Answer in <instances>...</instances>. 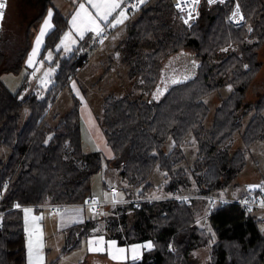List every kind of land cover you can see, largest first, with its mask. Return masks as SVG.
Wrapping results in <instances>:
<instances>
[{
	"label": "trees",
	"instance_id": "trees-1",
	"mask_svg": "<svg viewBox=\"0 0 264 264\" xmlns=\"http://www.w3.org/2000/svg\"><path fill=\"white\" fill-rule=\"evenodd\" d=\"M171 1L144 0L120 42L126 76L130 83L138 82L140 91L129 88L120 97L110 94L103 100L100 125L113 152L107 163L118 169L128 197L137 186H143L137 195H147L155 167L164 172L165 192L181 193L179 187L187 182L183 145L190 136L198 143L190 170L198 194H214L228 185L245 165V150L264 142V93L254 86L262 65L258 50L264 43V0H236L245 15L238 26L227 20L235 0L213 5L203 0L190 28L178 20ZM21 2L17 19L8 20L5 10L0 22V76L22 68L32 36L52 6V0ZM52 23L42 53L56 46L68 17L54 11ZM224 47L233 49L220 52ZM84 59L80 47L65 57L57 55V70L42 99H20L0 79V147L10 151L0 167V188L9 182L1 201L6 212L0 219V264H27L23 210L12 209L15 205L40 210L35 206L75 204L92 196L90 180L102 159L96 151L81 149L77 105L48 119L50 106ZM227 87L210 114L204 98ZM250 89L256 90L252 101ZM23 109L29 114L20 124ZM236 133L244 149L231 151L227 142ZM168 139L172 146L165 151ZM195 200L164 199L139 209L114 207L109 236L119 244L152 243L139 260L122 264H193L191 251L211 238L196 225ZM207 217L214 235L207 264H264V231L249 209L227 203ZM94 227L92 220L71 225L62 253L79 248Z\"/></svg>",
	"mask_w": 264,
	"mask_h": 264
},
{
	"label": "rangeland",
	"instance_id": "rangeland-1",
	"mask_svg": "<svg viewBox=\"0 0 264 264\" xmlns=\"http://www.w3.org/2000/svg\"><path fill=\"white\" fill-rule=\"evenodd\" d=\"M76 1L77 0H52V4L57 9H61L62 13L65 15L76 5ZM125 1L126 0H124V2ZM21 3V0H7L6 18L8 20L17 19L18 9ZM177 17L184 27H191L185 25L178 14ZM135 19L136 17L126 22L116 31V39L111 43H105L104 47L97 50H94L96 45H92L90 49H86L82 66L76 69L75 74L69 79L70 85L56 96L55 101L49 108L48 119L56 114L63 115L69 112L75 104L77 105L81 149L84 153L96 151L100 154L102 159L100 170L94 173L90 180V192L96 200H108L111 197L108 192V187L112 184L121 190L118 197L121 198L124 196L125 181L119 176L118 169L107 163V161L113 157V152L106 141V137L100 125V120L103 110V100L106 96L112 94L116 98L120 97L128 92L129 88H132L131 90L134 92L140 91L138 82L133 81L130 83V79L126 76L127 66L122 60L123 54L121 53L123 44L119 43V47L116 46L119 40L123 41L126 39L127 31ZM76 45L77 43L71 35H67V38L64 36L62 41H59L54 48H48L42 57L37 55V57L33 59L31 65L27 64L28 61L26 59L27 62L25 61V63H23L22 68L18 72H4L1 74L0 79L2 83L12 93H16L20 99L30 95H34L37 99H42L45 97L52 83L53 75L57 70L58 62H54L55 57L57 55L59 57L69 55ZM115 46L118 47L117 51L113 50ZM232 49L233 47H224L220 52L225 53ZM258 59L261 61L262 65L254 79V86H256L255 89H260L258 92L264 93V43L258 50ZM110 64L113 65L112 69L103 73ZM255 89L249 90L247 94L248 99H256L254 94L256 91ZM228 91L229 87L204 98V102L209 107L210 114L219 104L221 97H224ZM28 114L29 112L27 109L22 110L19 120L20 124L26 120ZM197 145V140L192 136L188 137L183 145L186 159L182 166H184V171L187 175V182L185 183L187 186L179 187V189L182 190L181 193L174 194H198V187L195 183L196 179L191 175L190 171L197 157ZM171 146L172 141L168 139L164 145V150H170ZM227 146L231 151L244 149L241 134L236 133L232 139L227 142ZM9 154L10 151L7 148L0 147V167L5 165ZM148 181L152 184V188L147 195L163 196L173 194V192H165L164 184L166 179L164 178V172L158 167L153 169ZM234 181L240 186L247 185L250 188H254L264 182V142L257 141L251 145L249 149L245 150V165L234 178ZM142 187L143 186H137L133 190L134 196L142 190ZM197 200L200 201L199 199ZM201 206L202 208L200 210L198 206H194L196 225L205 229L206 232L211 235V238L206 246H198L191 251L190 258L193 264H207L209 262L210 245L214 241V235L207 217L206 206L202 202ZM113 208L114 207H110L106 210L103 209L100 213H96L90 209L81 207H65L59 209L55 214L50 213L48 209H42L39 213L41 215L40 222L42 232L33 242L35 247L32 250L31 258L35 259L41 257L46 264L52 261H54L55 264H81L82 262L84 264H100L96 262L97 260L93 261L92 257L89 258V256L86 255V246L84 244L82 247L62 253V248L65 243V234L61 228L63 223L62 216L67 217L68 219L64 221H71L70 223H83L89 220L96 221L93 231L111 234L110 228L112 224L109 222L111 219L109 215L112 214ZM261 215L262 221L259 222V228L261 231H264V214L261 213ZM129 222L130 221L127 219V224ZM24 231L27 238L31 236L32 231L30 229L24 227Z\"/></svg>",
	"mask_w": 264,
	"mask_h": 264
},
{
	"label": "crops",
	"instance_id": "crops-1",
	"mask_svg": "<svg viewBox=\"0 0 264 264\" xmlns=\"http://www.w3.org/2000/svg\"><path fill=\"white\" fill-rule=\"evenodd\" d=\"M118 2L120 3V8L116 9L109 16L108 21H98L100 23V26L103 28V32L107 28H109V27H117L116 31H118L123 26L122 24L128 19L129 12H128V9L125 6L124 0H118ZM81 4H84L85 9L89 13H92L93 15H95L96 9H94L92 7V4L89 3L88 0H77L76 1V5L67 14H65V15H64V13H62L61 9H57L56 7L53 6V4H52V6H50L48 8V10L46 12V15L44 16V18L42 19V21L38 25V28H36V30H35V32H34V34L32 36L31 47H30V49H29V51H28V53H27V55L25 57L24 63H25L26 59H27V61L29 60V57L32 54V51H33V48L34 47L37 48V51H36L35 56L32 57V63H33V59H35L37 57V55L39 57H42L44 55L45 52L42 53V50H43V46H44V42H45L46 35L53 28L52 16H53L54 11H58L62 15L68 17L67 28L61 34L59 41H62L63 37L64 36L66 37V34L71 35L74 38L75 42L77 43V45L75 47H73V49L76 48V47H80V52H82L84 54H86L85 51H86L87 48L90 49L92 47V45H95L94 40L101 33L100 34H97L96 32L92 31L89 28L88 30L84 31V35H83V37H81L78 34V32H77V28L74 27L70 23V21H72L73 16L79 10V6ZM49 11H51V16H49ZM121 11L124 12V14L126 16V19H123V23L116 24L115 23V20L117 18H120ZM45 19H48L49 24L51 25V27L48 28L45 31L44 35L41 37V42H40L39 46L37 47V45H36V38H37V36L40 35L41 27L44 25ZM82 19H83V13L81 14V19H78V21H77V27H81L82 26V24H81V20ZM112 24H114L115 26H111ZM115 39H116V33H114L106 43H109V42L111 43ZM120 41L121 40H119V42L117 43L116 46H118V44L120 43ZM82 43H85V44L84 45H80ZM104 46H105V44L103 46H101V47H104ZM116 46L113 49L115 51L118 50ZM73 49H72V51H73ZM113 61H114V56H113ZM112 62H111V64H112ZM27 64H29V63L27 62ZM111 64L103 71V73H106V71H108L109 69L110 70L112 69V66L113 65H111ZM126 75H127V71H126ZM249 100L252 101L254 99H249ZM110 186H114V185L112 184ZM244 186H246V185H244ZM244 186H240L238 183H236L234 180H232V181H230V183L228 185H226L223 188L219 189L215 193L220 194L222 196H226V197H237V196H239V195H241L243 193V191H244V188L243 187ZM91 197H93V196H91ZM199 200L200 201H198L196 199L195 201H193L194 206L195 205L198 206V209L200 210L202 208V206H201V202H202L203 204H205L206 211H207L206 201H204L202 199H199ZM26 209H31V212H29L27 214L25 213V209H22L23 210V215H24V227H26V228H28V229H30L32 231L31 236H29L28 238H27V235L25 233L26 262H27V264H29V255H28L29 242L31 241V246H32V250H33V248L35 247L33 242L36 239V237L39 236L40 233L42 232V226H41V222H40L41 215L39 214L42 209H40V210H34L33 208H26ZM107 209H109V208H107ZM207 213H208V211H207ZM261 213L264 214V209H262V208H256V209H251L250 210V214L253 215L254 218L258 219L259 222L262 221V215H261ZM65 219H68V218L62 216L63 223H62V227L61 228H62L64 234H65V231L71 225H73V224H81V223H76V222L75 223H70L71 221L70 222L64 221ZM95 224H96V221H95ZM101 237H103V240L102 241L100 240ZM89 241H92V243L90 244ZM112 241H115V245H113L112 247H109V244ZM149 243L150 242L146 241V242H133V243H128V244H119L116 239L112 238L111 236H109V234H107L105 232L92 231L86 238L83 239L82 244H81L80 247H82V245L84 244L86 246V255L89 256V258L92 257L93 261L94 260H97L96 262H99L100 264L101 263L102 264H122V263L134 262V261L139 260L140 257H141V255H142L143 250L149 248V247H145V245H147ZM133 246H139L136 249V253H135L136 256H137V259L136 260H133L132 259V256H133V251H132ZM90 248L91 249L100 248V249H102V251H90L89 250ZM116 249H124L125 251L123 253H120V252H117ZM38 250H39V248H38ZM109 253H112L113 255H116L118 257H123V258H121V259H112ZM32 264H46V263L44 262V260H42L41 257H39V259L37 257L35 259L34 258L32 259ZM81 264H84V263L82 262Z\"/></svg>",
	"mask_w": 264,
	"mask_h": 264
},
{
	"label": "built area",
	"instance_id": "built-area-1",
	"mask_svg": "<svg viewBox=\"0 0 264 264\" xmlns=\"http://www.w3.org/2000/svg\"><path fill=\"white\" fill-rule=\"evenodd\" d=\"M203 0H172V8L175 10L180 16L182 22L187 26H192L196 23L199 15V5ZM207 4L213 5L216 3H225L227 0H213V2H209V0H205ZM144 0H126L125 6L128 9L129 17L125 21H129L132 17L137 14L143 4ZM245 19V15L235 0L232 10L228 15V21L232 24L239 25ZM125 22L122 24L124 25ZM117 27H109L103 33L98 35L94 43L96 47L94 50L99 49L103 46L110 37L115 33ZM82 66L79 65L77 68L79 69ZM9 187V182L4 181L0 188V219L4 215L6 211L1 209V201L3 200L7 190ZM108 192L111 197L108 200H96L94 197H89L88 199L81 201L75 204L68 203H44L38 206H35L39 209H48V211L52 214H55L59 209L65 207H81L84 209H90L93 212L100 213L103 209H107L110 207H129L130 209H139L143 204H152L155 201H160L164 199H176V200H190V199H203L207 202V211L209 212L216 206H223L227 203H236L239 204L249 210L262 208L264 209V182L260 183L258 186L254 188H250L247 185L244 186V191L241 195L237 197H226L220 194H169L163 196H151V195H136V196H126L124 194L123 197L119 198L118 194L121 190L117 186L108 187ZM26 208H34V206H18L15 205L12 209H26Z\"/></svg>",
	"mask_w": 264,
	"mask_h": 264
},
{
	"label": "snow or ice",
	"instance_id": "snow-or-ice-1",
	"mask_svg": "<svg viewBox=\"0 0 264 264\" xmlns=\"http://www.w3.org/2000/svg\"><path fill=\"white\" fill-rule=\"evenodd\" d=\"M89 3L92 4V7L94 9H96V13L95 15H93L92 13H89L86 9L84 4H81L79 6V10L76 12V14L73 16L72 21H70V23L77 28V32L78 34L83 37L84 35V31L88 30L89 28L96 32L97 34H100L103 32V28L100 26V23L98 21H108L109 16L118 8H120V3L118 2V0H88ZM209 2H213V0H209ZM5 7L3 0H0V19L3 18V8ZM83 13V19L81 20V27H77V21L78 19H81V14ZM49 16H51V11H49ZM123 19H126V16L124 14L123 11H121L120 13V18H117L115 20L116 24L119 23H123ZM111 26H115L114 24H112ZM51 25L49 24L48 19H45L44 21V25L41 27V31H40V35L37 36L36 38V45L37 47L39 46L40 42H41V37L44 35L45 31L50 28ZM66 34V38H67ZM37 51V48L34 47L32 54L29 57L28 63L31 64L32 63V57L35 56ZM31 212V209H25V213H29ZM27 231V229H26ZM100 240H103V237L100 238ZM89 243L91 244L92 241H89ZM113 245H115V241L110 242L109 247H112ZM151 243L145 245V247H151ZM139 246H133V256L132 259L136 260L137 256H136V249ZM90 251H102V249L97 248V249H89ZM117 252L123 253L125 250L124 249H116ZM112 259H121L123 257H118L116 255H113L112 253H109ZM32 246H31V241L29 242V264H32ZM39 259V257H38Z\"/></svg>",
	"mask_w": 264,
	"mask_h": 264
},
{
	"label": "water",
	"instance_id": "water-1",
	"mask_svg": "<svg viewBox=\"0 0 264 264\" xmlns=\"http://www.w3.org/2000/svg\"><path fill=\"white\" fill-rule=\"evenodd\" d=\"M3 3L5 5V7L3 8V16H4V13H5V10H6V6H7V0H3ZM3 19V18H2ZM2 19H0V22L2 21Z\"/></svg>",
	"mask_w": 264,
	"mask_h": 264
}]
</instances>
